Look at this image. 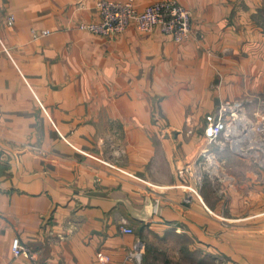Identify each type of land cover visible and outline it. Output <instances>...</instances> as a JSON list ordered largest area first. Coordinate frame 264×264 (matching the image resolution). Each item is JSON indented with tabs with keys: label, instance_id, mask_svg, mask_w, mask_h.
Instances as JSON below:
<instances>
[{
	"label": "crops",
	"instance_id": "1",
	"mask_svg": "<svg viewBox=\"0 0 264 264\" xmlns=\"http://www.w3.org/2000/svg\"><path fill=\"white\" fill-rule=\"evenodd\" d=\"M100 1L0 0V264H32L17 237L45 264H264V168L205 139L225 100L257 117L264 0H174L180 44L80 30ZM205 150L228 181L197 193Z\"/></svg>",
	"mask_w": 264,
	"mask_h": 264
},
{
	"label": "built area",
	"instance_id": "2",
	"mask_svg": "<svg viewBox=\"0 0 264 264\" xmlns=\"http://www.w3.org/2000/svg\"><path fill=\"white\" fill-rule=\"evenodd\" d=\"M97 10L101 21L83 23L80 30L112 37L134 25L145 34L158 30L172 36L179 44L192 38V12L174 0H157L144 10L137 8L136 0H102L97 3ZM13 21L11 17L10 24ZM246 109L247 102L244 100L223 101L205 130V139L208 145L221 152L230 149L240 156L253 158L264 168V100L260 103L256 118H251ZM190 166L181 173L188 171ZM192 179L197 193L203 190L207 179L213 182L224 180L215 152L205 150L192 163ZM123 232L132 234L134 230L124 226ZM137 249V258L141 260V246ZM12 254L16 259L23 257L32 264H45L40 261L38 253L19 237L12 241Z\"/></svg>",
	"mask_w": 264,
	"mask_h": 264
},
{
	"label": "rangeland",
	"instance_id": "3",
	"mask_svg": "<svg viewBox=\"0 0 264 264\" xmlns=\"http://www.w3.org/2000/svg\"><path fill=\"white\" fill-rule=\"evenodd\" d=\"M223 178H224V180L223 181H219V182H213V181H210V182H212L215 186H217V187H221V185L222 184H226V181H228V179H226V177L225 176H223ZM208 180V179H207ZM206 180V181H207ZM206 183V182H205ZM204 188V187H203ZM220 189V188H219Z\"/></svg>",
	"mask_w": 264,
	"mask_h": 264
}]
</instances>
